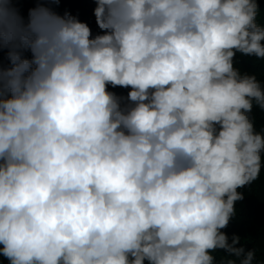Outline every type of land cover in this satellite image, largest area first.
<instances>
[{
	"label": "clouds",
	"instance_id": "clouds-1",
	"mask_svg": "<svg viewBox=\"0 0 264 264\" xmlns=\"http://www.w3.org/2000/svg\"><path fill=\"white\" fill-rule=\"evenodd\" d=\"M93 2L96 32L0 0V257L264 264L223 231L264 171V78L237 60L264 67V0Z\"/></svg>",
	"mask_w": 264,
	"mask_h": 264
},
{
	"label": "trees",
	"instance_id": "trees-1",
	"mask_svg": "<svg viewBox=\"0 0 264 264\" xmlns=\"http://www.w3.org/2000/svg\"><path fill=\"white\" fill-rule=\"evenodd\" d=\"M95 7L93 0H61L60 11L64 8L70 9L73 14H79L81 20L89 22L93 32L98 31L95 24V17L92 14V9ZM264 7V4H262ZM259 20V18H258ZM239 61L238 67L245 72H254L258 78H264V67L261 62L252 57H240L237 55ZM118 93L126 94L123 89H116ZM255 119L257 131L264 127V112L258 107L253 108L251 114ZM245 191L246 198L243 202L237 205L239 209L237 217L230 221L228 227L223 229L229 237L233 234L239 235L242 240L241 243L245 249L255 248L257 251V259L264 258V171L261 173L260 179L253 182ZM245 238V240L243 239ZM240 245H237L239 247ZM217 261L221 257H227L228 254L224 250H218L214 253ZM0 264H8L7 260L0 257Z\"/></svg>",
	"mask_w": 264,
	"mask_h": 264
},
{
	"label": "rangeland",
	"instance_id": "rangeland-1",
	"mask_svg": "<svg viewBox=\"0 0 264 264\" xmlns=\"http://www.w3.org/2000/svg\"><path fill=\"white\" fill-rule=\"evenodd\" d=\"M30 6V3H25V8Z\"/></svg>",
	"mask_w": 264,
	"mask_h": 264
}]
</instances>
